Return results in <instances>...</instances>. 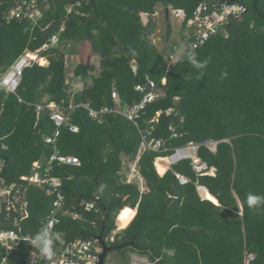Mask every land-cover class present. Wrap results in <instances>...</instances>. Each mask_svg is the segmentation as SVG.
<instances>
[{
	"label": "trees",
	"instance_id": "obj_1",
	"mask_svg": "<svg viewBox=\"0 0 264 264\" xmlns=\"http://www.w3.org/2000/svg\"><path fill=\"white\" fill-rule=\"evenodd\" d=\"M18 1L0 0V76L25 51L36 52L55 34L61 45L82 41L83 49L70 76L65 52L52 47L41 52L49 63L26 68L15 93L0 90V158L6 181L31 175L33 163L53 153L45 138L56 126L50 110L37 113L36 104L54 102L66 107L69 117L56 145L81 162L54 170L62 178L65 210L79 216L62 215L56 227L61 238L91 239L103 232L105 242L121 245L120 252L130 250L151 264H245L247 254L254 255L249 264H264V205L249 208L246 202L250 193L264 196V0H230L244 5L242 17L231 21L226 35L187 49L168 72L165 57L150 41L155 22L143 23L144 16H154L157 5L163 4L184 10L190 18L200 4L211 9L224 0H80L81 6L71 13L66 8L78 0H48L49 8L42 6L39 17L7 20ZM171 33L168 23L167 39ZM190 51L197 61L210 60L203 75L189 62ZM95 56L100 58L98 67ZM76 79L83 82L80 91L71 85ZM148 79L164 96L146 106L137 125L115 112L99 120L90 116L85 105L98 111L117 107L114 91L121 105L140 101L143 95L136 86ZM73 125L78 132L70 130ZM171 125L177 138L171 136ZM151 128L169 150L141 154L139 174L147 187L142 192L119 172L122 156L134 159L141 133ZM208 140L219 141L217 152L201 146L199 157L217 169L216 176L196 177L187 161L158 175L156 158L170 155L171 148ZM175 172L190 182L179 185ZM197 181L219 205L199 196ZM28 200V217L0 221V229L30 236L39 231L53 197L31 186ZM87 203L94 209L86 210ZM120 211L129 217L126 223L116 218ZM116 228L123 230L113 235ZM29 253L26 243L11 252L0 246V264L4 259V264H26ZM129 261L124 254L123 263Z\"/></svg>",
	"mask_w": 264,
	"mask_h": 264
},
{
	"label": "built area",
	"instance_id": "obj_2",
	"mask_svg": "<svg viewBox=\"0 0 264 264\" xmlns=\"http://www.w3.org/2000/svg\"><path fill=\"white\" fill-rule=\"evenodd\" d=\"M48 5V0H19L15 7L11 8L6 14L7 20L20 19L24 17L34 18L35 14L41 11ZM43 6V8H42ZM81 6V1L78 0L76 5H70L66 9L68 13H71L75 7ZM170 14H174L180 22L182 42L186 44L180 57L187 49H198L206 44L207 41L217 36H224L227 34V27L234 19H240L245 12V7L242 3L231 2L230 0H224L219 5L210 7L207 4H200L193 12L190 18L182 9L172 8L169 11ZM79 15H84L80 10H76ZM50 25L46 26L47 29ZM64 28L62 27L61 30ZM60 30V31H61ZM160 31H157V36ZM156 36V37H157ZM61 43V39L58 34L52 35L50 43L43 45L36 52L25 51L12 66L0 76V90L6 94L15 93L26 68L34 66L36 63L40 64L38 59L42 51L48 50L52 47H57ZM177 44V43H176ZM173 45L171 57H174V53L180 49L179 45ZM31 53H36L37 59L30 57ZM45 58V57H44ZM176 63V62H175ZM172 63L170 65H174ZM168 67V66H167ZM171 68V67H170ZM170 68H167L169 71ZM165 83V78L162 79ZM136 90L143 96L142 99L133 104L121 105V100L117 92H112V98L117 102V107L112 109L104 107L101 110H94L85 105L89 109V114L93 119H101V116L105 113L115 112L124 116L127 120L137 125L138 119H140L145 113L146 106L153 101H156L163 97L162 91L158 88L157 83L148 79L145 84H139L136 86ZM48 108L50 110V118L56 126V130L52 136L46 137L45 141L53 146V153L46 161H36L33 163L32 174L28 176H22L19 182L8 183L3 176L4 161L0 158V221H21L28 217L29 212V200L28 189L33 186L36 188L44 189L48 195L53 197L52 206L47 212V216L42 220L40 229L49 225L50 231H56V227L61 223L62 215L68 214L74 219H77L78 213L68 212L65 210V195L63 193L62 178L54 174L55 167L59 166H79L80 160L71 155H64L58 149L56 141L60 134V128L68 121L67 108L58 106L54 102L48 104H36V111L40 113L43 109ZM65 110L66 112L62 111ZM69 110L74 109L73 105H70ZM62 111V112H61ZM174 109H169L166 113L170 114ZM65 113V114H64ZM160 112L157 113V116ZM157 121V119L151 120V123ZM152 129H148L146 132L141 133V143L139 150L141 154L145 151H168L169 149L164 147V141L156 138L152 134ZM72 132H78L77 126H70ZM171 136L173 138L178 137V133L174 126H170ZM219 141L208 140L203 143L190 142L183 146H177L171 148V154L166 156L168 159L167 171L173 170V166L187 161L189 162L196 177L202 176H216L217 169L210 166L206 161L199 157V149L201 146L207 148L211 153L217 152V146ZM3 148H6L5 145ZM161 158V157H159ZM156 169V166H155ZM158 172V171H157ZM179 185H186L190 182V179L180 173H176ZM127 182V181H125ZM129 183V182H127ZM196 190L199 196H201L200 189L206 188L197 181L195 183ZM207 189V188H206ZM86 210L94 209L93 203L85 204ZM39 229V230H40ZM115 233V231H114ZM30 235H23L12 229H0V246L7 251L11 252L16 250L22 243H26L30 248L29 258L26 264H99L100 255L103 252L102 244L95 238L81 239L77 238L72 241H66L63 238L59 241L58 245H54V257L51 261L39 253V250L31 245ZM254 259L253 254L246 255V262L249 264ZM5 260L2 264L5 263Z\"/></svg>",
	"mask_w": 264,
	"mask_h": 264
},
{
	"label": "rangeland",
	"instance_id": "obj_3",
	"mask_svg": "<svg viewBox=\"0 0 264 264\" xmlns=\"http://www.w3.org/2000/svg\"><path fill=\"white\" fill-rule=\"evenodd\" d=\"M48 8H49V5H47L44 8V10H46ZM165 9L166 8L163 4H158L156 7L155 15L154 16L145 15L143 18V23H145V24L148 23L147 21L149 19H152L155 22L156 28L154 29V31L151 34L150 41H152V43L156 46V48L159 50V52L165 57V59L167 61V66H168L167 68H170L173 66V65H170L172 63V61H173V63L178 61L181 53L183 52L184 47H186V44H184L181 41L182 40V34H181V26H180L179 20L174 17V14H172V15L170 14V17H167ZM171 9L172 8H170L169 11H171ZM168 23H170L171 27H172V33H171V36L169 37V39H167L165 36ZM157 31H160L158 36H157ZM174 42L179 45L180 49L174 53V57H171L170 52L172 51V47L174 45ZM82 44H83V42L79 41V42H75V43L70 42V43H68V45L66 43L64 46L61 45V43H60L57 46V47H60L65 52V66H66L65 68H66V72H68L67 74L69 76L72 74L73 68L79 64L80 53H81V50L83 49ZM40 55H45V54H40ZM44 59H45L44 65H47L49 63V61H48L46 55H45ZM99 60H100V58L98 56L94 57V63L97 67L99 66ZM133 68L136 69L135 66H133ZM70 82H71V85H73L75 83L73 85V88L76 91H80L82 89L81 87H83L82 82L79 83V82H76L75 80L70 81ZM115 103L117 104L116 101H115ZM70 105L74 106V104L72 102H70ZM62 111L66 112L63 109H62ZM140 156H141L140 150L138 151V154L134 159H132L126 155H123L122 156L123 167H122V170L119 172L120 173L119 175H121L123 181L136 183L138 185L140 191L144 192L147 190V187H146L144 179L141 178V176L139 174L138 161H139ZM156 160H155V162H156ZM161 163L164 166H167V164L165 162H161ZM154 165H155V163H154ZM158 175H160V174L158 173ZM134 209H136V211H137L136 207ZM116 218L119 220H122L123 223H126L129 220L128 219L129 217L126 218L125 215L122 214V211H120L118 213ZM120 230H123V229L116 228L115 233L113 231V235L118 233V231H120ZM113 238H112V240H113ZM127 256L130 259L129 264H151L147 260L146 257L139 256L137 253H134L132 251H128ZM107 262H108V264H124L122 256H120L117 253L111 254L109 256V259L106 258L105 264H107Z\"/></svg>",
	"mask_w": 264,
	"mask_h": 264
},
{
	"label": "clouds",
	"instance_id": "obj_4",
	"mask_svg": "<svg viewBox=\"0 0 264 264\" xmlns=\"http://www.w3.org/2000/svg\"><path fill=\"white\" fill-rule=\"evenodd\" d=\"M169 17V15H168ZM187 58L189 62L194 65L198 70H201V75H203V70L206 68L209 59L203 61H197L196 53L193 51L188 52ZM247 205L249 208H257L264 205V196L248 194L247 195ZM61 233L57 231H50L49 225L43 226L33 237H31V245L39 250V253L51 261L54 257V245L55 242L61 240Z\"/></svg>",
	"mask_w": 264,
	"mask_h": 264
},
{
	"label": "bare ground",
	"instance_id": "obj_5",
	"mask_svg": "<svg viewBox=\"0 0 264 264\" xmlns=\"http://www.w3.org/2000/svg\"><path fill=\"white\" fill-rule=\"evenodd\" d=\"M30 57H32L33 59H37L39 57H37L36 53H31L30 54ZM39 63L41 65H44L45 64V59L43 57L39 58L38 59ZM156 162H155V166H156V170L158 171V173L160 175H165L166 171H167V166H164L161 162H165L167 163L168 162V159L166 157H162V158H156ZM200 193H201V196L204 198V199H208L210 201H212L213 203L219 205L218 201L215 200L209 193V191L206 189V188H201L200 189ZM134 212V210H133Z\"/></svg>",
	"mask_w": 264,
	"mask_h": 264
},
{
	"label": "water",
	"instance_id": "obj_6",
	"mask_svg": "<svg viewBox=\"0 0 264 264\" xmlns=\"http://www.w3.org/2000/svg\"><path fill=\"white\" fill-rule=\"evenodd\" d=\"M165 12H166V16L168 17V15H169V8H166V9H165ZM239 203H240V202H239ZM240 207H242L241 204H240ZM97 239L99 240V242L102 244V247H103V252H102V254L100 255V263H99V264H105V260H106V258H107V254H108L111 250H113V249H115V248H119V247H110V246H108V245L106 244V242L103 240V232H102L101 234H99V236H98Z\"/></svg>",
	"mask_w": 264,
	"mask_h": 264
},
{
	"label": "flooded vegetation",
	"instance_id": "obj_7",
	"mask_svg": "<svg viewBox=\"0 0 264 264\" xmlns=\"http://www.w3.org/2000/svg\"><path fill=\"white\" fill-rule=\"evenodd\" d=\"M106 244L108 245V246H110V247H119V248H115V249H113V250H111L108 254H107V258L109 259V256L111 255V254H113V253H117V254H119L120 256H122V258H123V255L124 254H126L127 255V252L128 251H130V250H126L125 252H123L122 253V251L120 252V247H121V245H113V244H110V243H108V242H106ZM107 264H108V262H107Z\"/></svg>",
	"mask_w": 264,
	"mask_h": 264
},
{
	"label": "crops",
	"instance_id": "obj_8",
	"mask_svg": "<svg viewBox=\"0 0 264 264\" xmlns=\"http://www.w3.org/2000/svg\"><path fill=\"white\" fill-rule=\"evenodd\" d=\"M75 81H76V82H79V83L82 82L80 79H76ZM82 83H83V82H82ZM74 84H75V83H74ZM74 84H73V85H74ZM73 85H72V86H73ZM81 88H82V87H81ZM158 158H159V157H158ZM161 158H162V157H161ZM39 161H43V160H39ZM156 171H157V170H156ZM166 172H167V171H166ZM157 173H158V172H157ZM31 174H32V173H31ZM161 176H162V175H161ZM141 178H142V177H141ZM207 200H208V199H207ZM218 203H219V202H218ZM241 214H242V213H241ZM5 261H6V260H5ZM245 264H247V262H246V257H245Z\"/></svg>",
	"mask_w": 264,
	"mask_h": 264
}]
</instances>
